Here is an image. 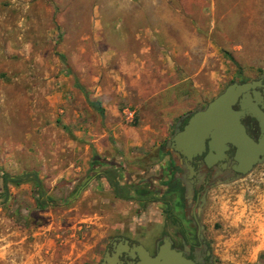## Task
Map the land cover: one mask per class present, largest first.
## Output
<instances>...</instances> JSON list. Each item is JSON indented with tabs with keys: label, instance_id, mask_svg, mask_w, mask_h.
I'll return each mask as SVG.
<instances>
[{
	"label": "rangeland",
	"instance_id": "rangeland-1",
	"mask_svg": "<svg viewBox=\"0 0 264 264\" xmlns=\"http://www.w3.org/2000/svg\"><path fill=\"white\" fill-rule=\"evenodd\" d=\"M263 65L264 0H0V264H96L115 234L189 227L162 146ZM30 172L42 208L2 180ZM199 221L212 264H264V162Z\"/></svg>",
	"mask_w": 264,
	"mask_h": 264
},
{
	"label": "water",
	"instance_id": "water-1",
	"mask_svg": "<svg viewBox=\"0 0 264 264\" xmlns=\"http://www.w3.org/2000/svg\"><path fill=\"white\" fill-rule=\"evenodd\" d=\"M246 90V85L231 82L223 90L213 97L202 107L186 113L176 122L171 135L165 140L162 149L180 157L182 162L181 169L183 173L179 175L180 185L182 187V196L185 211L190 205L193 190L190 184V175L192 167L189 161L192 157L201 155L205 149H208L204 160L209 162L214 159H220L227 145H231L234 152V159L238 163L236 168L239 174L236 178L223 182L229 183L242 178L248 174L253 167L264 162V134L254 142L249 138L239 119L243 114H249L256 119L261 131L264 133V115L250 103L247 95L239 102V110H234L232 106L238 96ZM187 116L185 124L178 129L180 121ZM204 195L200 199L197 212L199 213L204 204ZM197 231H201L202 225L196 220ZM163 244L158 248L156 255L150 257L147 251L141 246L135 247L138 256L137 264H185L180 258L179 253L169 248L167 237L162 239Z\"/></svg>",
	"mask_w": 264,
	"mask_h": 264
},
{
	"label": "flooded vegetation",
	"instance_id": "flooded-vegetation-1",
	"mask_svg": "<svg viewBox=\"0 0 264 264\" xmlns=\"http://www.w3.org/2000/svg\"><path fill=\"white\" fill-rule=\"evenodd\" d=\"M231 82L246 85V90L238 96L232 108L239 110L240 100L247 95L250 103L264 115V65L254 67L245 73H239ZM183 115L179 116L176 122ZM186 119L187 116H184L177 126L178 129L182 128ZM239 121L246 135L257 143L264 133L261 131L256 119L245 113L240 117ZM176 122L173 125L172 132ZM227 146V149L223 151L222 157L210 161L209 165L204 160V156L208 152L207 148L201 155L192 157L189 161V165L192 167L189 180L193 194L190 205L186 212H184V218L189 223V227L178 225L173 235L161 234L158 238L149 240V245H146L139 238L130 237L122 233L115 234L104 245L96 264H137L139 259L134 250L135 247L141 245L150 257H154L160 245L163 244L162 239L164 237H167L169 241V248L179 253L180 258L185 264H212L210 244L203 235V226L198 233L193 214L200 224V211L198 213L197 210L202 195H204V199L206 200L208 191L214 185L232 180L239 174L236 169L238 163L234 159L235 150L231 145L228 144ZM162 152L167 156L168 168H170L174 177L172 182L177 183L182 190L179 181V175L183 173L181 169L182 162L179 160L180 157L175 156L167 150L162 149ZM182 207L185 211L184 201ZM188 232H191V234Z\"/></svg>",
	"mask_w": 264,
	"mask_h": 264
},
{
	"label": "trees",
	"instance_id": "trees-1",
	"mask_svg": "<svg viewBox=\"0 0 264 264\" xmlns=\"http://www.w3.org/2000/svg\"><path fill=\"white\" fill-rule=\"evenodd\" d=\"M77 87H80V86H77ZM89 105L91 107H93L94 109L98 110L99 111V106L97 103L95 102H88ZM2 180L3 182L6 184V183H9L13 186H16L18 185L20 182L22 181H32L35 185V187L37 188L38 192H39V195L37 197V200H36V203L39 207H44L46 205V201L43 200V191H42V184H41V181L37 178V176L35 175V173L33 172H30V173H27L23 176V178H19V177H12L10 178L9 176L7 175H2ZM173 190H181V188L179 187V185H175V187L172 188Z\"/></svg>",
	"mask_w": 264,
	"mask_h": 264
}]
</instances>
